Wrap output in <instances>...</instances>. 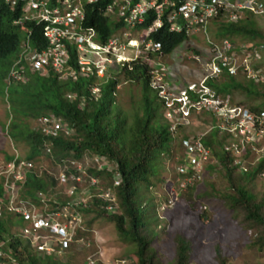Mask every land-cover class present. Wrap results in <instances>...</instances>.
I'll return each mask as SVG.
<instances>
[{
    "label": "trees",
    "instance_id": "trees-1",
    "mask_svg": "<svg viewBox=\"0 0 264 264\" xmlns=\"http://www.w3.org/2000/svg\"><path fill=\"white\" fill-rule=\"evenodd\" d=\"M16 10L0 0V81H5L25 33H32L31 39L34 44L35 41L46 44L40 25L27 23L19 26L14 23L20 17V12ZM222 13L220 11L219 16ZM254 17L252 12L244 11L238 22L224 23L220 32L232 39L244 38L254 46H260L264 41H258V38H262L264 34L258 29ZM89 24L97 26L99 31L105 34H110L112 30L103 15L96 14L94 18L91 16ZM139 28L136 26L134 31ZM154 38L162 42L163 52L170 54L187 39V35L184 32L172 33L162 29ZM131 67L125 66L120 73L115 72L104 81L101 85V96L98 98L93 97L92 93L96 83L94 76L60 79L54 72L31 73L27 83L16 84L19 88L12 90V96L8 94L10 104L14 101L17 108L25 109L24 113H20L22 114L20 117V114L16 116L11 129L16 141L25 140L31 145L27 157L34 160L41 154L40 147L44 139L40 133L31 130L22 119L55 114L73 130L71 135H62L55 140L52 155L57 161L64 157L81 158L90 153L106 157L109 162L115 164L114 170L90 169L84 181L77 182L73 195L60 197L62 201L59 198L50 199L48 205L57 210L58 205L60 207L61 204L67 205L70 201L79 200V204L74 208L84 215L88 225L99 217L110 216L119 234L136 244L135 253L140 264H163L156 259L157 250L152 247L154 238L151 239L148 232L150 216L142 205L144 202L142 196L138 193L142 183L146 186L151 185V178L155 174L156 157L159 154L163 155L167 143L173 141V134L170 124L162 121L163 103H160L157 93L150 86L148 65L140 61L133 63ZM121 77L127 82L132 81L133 84L138 82L143 89L142 102L138 108L134 107L131 113L123 110L118 104L117 92ZM228 81L229 83L216 88L222 93H226L225 87L229 89L233 87L244 89L249 94L264 95L263 92L258 93L254 84L237 81L234 78H229ZM68 94H72L73 97H68ZM23 125L26 126L25 130L22 128ZM204 143L211 149V158L206 164V170L222 168L228 183L225 193L218 192L217 197L227 203L231 214L244 216L243 219L249 226L259 230L254 246L263 250L264 202L257 200L256 195L248 189L247 183L260 176L264 170V159L251 166V170L240 171L234 163L235 156L226 152L224 140H220L216 132L205 137ZM179 144L184 148V139H181ZM94 177L102 181L107 180L106 184H102V190L89 185L90 178ZM3 183L2 176L0 198L3 196ZM17 185H20L21 198L40 205L42 202L37 199L38 193L43 192L48 196L49 190L56 188L58 182L53 175L49 173L39 175L34 170L27 172V180L17 182ZM86 186L87 193L83 190ZM213 189L216 190L215 187ZM106 191L112 193L113 199L106 200L101 196ZM90 192V199L84 202L83 198ZM111 204L116 205L120 212H112L109 215L112 210L108 206ZM4 215L0 217V246L4 252L0 258L1 264H62L54 258L56 253L41 251L37 253L31 248L29 241L23 240L20 233L12 232L13 226L23 220L20 215L15 214L19 221H15L12 214L4 212ZM76 232L79 235L82 231L76 229ZM193 248L194 244L188 238L179 235L172 264H189ZM218 256L220 264H227L220 252Z\"/></svg>",
    "mask_w": 264,
    "mask_h": 264
},
{
    "label": "rangeland",
    "instance_id": "rangeland-1",
    "mask_svg": "<svg viewBox=\"0 0 264 264\" xmlns=\"http://www.w3.org/2000/svg\"><path fill=\"white\" fill-rule=\"evenodd\" d=\"M254 20L260 32L264 34V17L255 15ZM217 24L218 22H213L211 28L208 29L211 39L213 37L220 38L218 31L221 29L219 30ZM199 34L201 31L191 34L187 42L175 47L172 53L163 58L170 66L171 77L174 78V81L178 80L181 85L193 82L198 85L199 80L207 73L202 62L196 57L201 58L197 54H200L201 51L204 53L210 51V46L207 39L201 38L198 36ZM235 39L238 43L247 40L238 37ZM258 41H264V35L262 38H258ZM260 64L264 66V51ZM112 68L116 69L117 67ZM120 80L117 92L118 104L123 110L131 113L134 107L138 108L141 104L143 89L138 82L133 84L132 81L127 82L122 77ZM16 83L9 86L5 81H0V174L6 168L7 158L15 153L25 156L31 150V145L27 141H16L13 138L12 129L10 130L11 125L13 126L15 123L16 116L25 112V109L17 108L14 101L12 104L9 102L8 94L10 93L12 96V90L18 87ZM225 91L229 92V88L225 87ZM233 93L236 103L240 105L251 106L253 103L256 105L263 100L261 96L249 94L243 89H234ZM161 110L162 121L172 122L173 119L168 116V110L162 107ZM11 115L15 119L10 124ZM212 118L213 116L206 111H192L188 125H185L184 129L180 131L172 130L173 141L167 143L163 155L159 154L156 157L155 174L151 178V185L146 186L142 183L139 187L138 195L142 196L144 201L142 205L150 216L148 232L149 237L154 238L152 247L157 250L156 259L163 264H172L176 254V239L179 235H184L194 244L189 264H220L219 252L227 264H264V249L259 250L254 246L259 230L249 226L244 221V216L231 214L227 203L217 197L218 192L225 193V190L228 189L223 169L217 167L213 171H208L205 166L199 169L200 175H197V170L195 173L189 174V177L180 174V167H186L187 163L186 150L179 144L181 139L204 133L205 136L210 135L213 127ZM22 120L27 126H30L31 130L37 128L36 119L25 117ZM22 128L25 130L26 126L23 125ZM218 136L219 139L222 138L221 135L218 134ZM172 145L173 149H171ZM40 150L41 154L35 159L37 173L39 175L48 173L53 176L57 175L59 162L54 156L46 154L43 146L40 147ZM263 150L261 146L254 150L247 162L256 163L264 154ZM84 159H80V162H86L92 166L95 156L91 158V155H86ZM101 162L102 160L98 169L106 167L109 170H114L115 164L112 162L103 165ZM186 168L188 170L189 167ZM90 179L89 185H94L97 190H102V184L107 182L105 179L102 181L95 177ZM247 186L256 195L259 202H264V176H259L254 181L248 182ZM214 187L216 190L213 189ZM83 188L87 193V186ZM67 190H69L67 186L57 185L56 188L49 190L48 196L45 193V195L38 194L37 199L41 200L43 204V207L37 208L39 214L43 211L48 219L53 216L52 212L55 209L48 205L49 200L59 198L62 201L60 197L67 196ZM91 192L83 198L84 202L90 199ZM108 192L111 196L110 191L101 194L106 200L109 196L106 195ZM170 200L173 201L171 206ZM79 202V200L74 201L76 205ZM57 208L55 219H59L65 228L63 236L55 235L50 230L38 231L36 236L40 239L30 243L31 248L37 253L46 252L37 247L42 245L49 254L56 253L54 258L62 264H122L123 261L126 262L123 264H140L135 253L136 244L119 234L110 216L99 217L91 225H88L84 215L73 206L66 207L61 204ZM112 212L119 213L120 210L116 206L109 215ZM48 214L50 215L48 216ZM14 220L19 221L20 219L14 215ZM24 226L25 222L21 220L20 224L13 226L12 232L20 233L23 240L27 242L29 241L27 238L33 236H27L29 233L23 231ZM76 229L82 232L78 235ZM65 241L67 244L64 243Z\"/></svg>",
    "mask_w": 264,
    "mask_h": 264
},
{
    "label": "built area",
    "instance_id": "built-area-1",
    "mask_svg": "<svg viewBox=\"0 0 264 264\" xmlns=\"http://www.w3.org/2000/svg\"><path fill=\"white\" fill-rule=\"evenodd\" d=\"M10 7L19 8L22 11V17L16 23L23 24L25 20L42 24L43 35L46 39L44 47L33 49L30 39L22 42V51L11 71V78L17 81L25 80V67L29 65L33 69L40 70L45 64L56 68L58 73H62V77L68 75L75 76V72L71 71L72 67L68 64L71 58L72 50L80 52V60L78 64L82 67L81 74L89 75L97 71L98 76H104L105 69L113 62V58L121 59L120 53L126 50L127 45L132 43L130 32L126 31L123 35H113L108 42L98 43V31L92 26H86V11L88 7L99 4L100 8L106 13L114 14L115 17H124L127 24L135 25V22H143L144 15L150 11L157 13L156 23H160L163 17L162 11L170 8V14L166 16L168 21L173 24L172 28L177 31L185 29L187 33L192 30L206 31L210 20L219 16L220 11L228 21L237 22L242 17L244 11L252 12L254 15L264 17V1L263 0H4ZM129 39L128 43H125ZM215 45V44H214ZM248 45H242L240 53L234 49L232 43L225 39L219 45L212 48L215 54V60L221 59L224 66L229 65V70L236 74L239 68H243V72L248 78L254 79L264 85V67L254 69L256 62L261 59V52L264 46L255 47L252 51H248ZM246 49V50H245ZM240 58V59H239ZM132 59V58H131ZM213 65L214 75L218 74L220 69L215 66L214 62H210L208 67ZM96 68V69H94ZM164 67L154 71V85L162 86L161 96L166 100L168 116L175 120V125L188 123L191 109L196 111L212 112L214 116V124L212 131L216 130L224 140V149L235 156V165L240 171H249L251 166L256 165L264 159V154L256 163L247 162L250 155L260 146L264 149V109L254 110L243 105H230L228 101L217 97L215 93L205 96V89L198 90V100L190 98L186 91L181 93L180 97L171 98L169 87L162 84ZM194 89L193 86L190 87ZM95 92L98 89H94ZM195 90V89H194ZM175 100L181 102L176 105ZM45 134L56 136L63 129L61 123L52 117H43L40 120ZM173 126L174 130L176 126ZM211 131V132H212ZM205 133L190 137L184 141L186 150V167H180V174L188 175L195 173L200 175V168H204L211 158V149L204 143ZM264 151V150H263ZM108 164V161L102 157L95 156L94 165L99 167ZM63 165V166H62ZM33 167L30 161L19 158L16 155L12 160L6 163L4 173L7 175L6 186L11 191V195L16 197L15 190L17 181L24 182L27 172ZM61 169L57 179L61 183L69 182V190L67 194L73 195L76 189V182L81 181V176L76 175L70 170L76 167L86 173L81 163L75 160H63L60 165ZM65 167V168H64ZM202 171V170H201ZM196 175V176H197ZM264 176V170L260 173ZM199 177V176H198ZM13 178L14 180H10ZM118 181V180H117ZM38 194H43L42 192ZM109 199L113 196L106 193ZM74 201H70L66 207L75 206ZM173 201L170 200V206ZM167 207H169L167 205ZM10 210L22 213L26 220L33 225V239L36 241L38 229L48 227L51 223H55L56 211L52 212L49 219L43 218L44 212L40 214L36 206L24 203L23 201H15L14 198L9 203ZM113 211L116 205L108 206ZM50 214H48L49 216ZM56 224V223H55ZM58 225V224H56ZM26 233L30 229H25ZM65 244L67 241L64 242ZM43 248L42 245L39 246ZM1 254V252H0ZM123 263H126L123 261ZM122 263V264H123Z\"/></svg>",
    "mask_w": 264,
    "mask_h": 264
},
{
    "label": "clouds",
    "instance_id": "clouds-1",
    "mask_svg": "<svg viewBox=\"0 0 264 264\" xmlns=\"http://www.w3.org/2000/svg\"><path fill=\"white\" fill-rule=\"evenodd\" d=\"M10 8L13 9V10L17 9L20 12V17L14 21V23L16 25L23 26V25H25L27 23H35V24H37L36 22H32L30 20H25L26 22H24L23 24L16 23V21H18L19 19L23 18L22 17V11L19 8H12V7H10ZM169 9L170 8H165L162 11V13L164 15L160 19V21H161L160 23L159 22L156 23L157 13L155 11H153V12L150 11L147 14L144 15L145 20L143 22H138L137 21V22H135V25L131 26V24H127L125 22L124 17H118V19H117L114 14L106 13V11L104 10V7H103V9L100 8L99 4H95L92 7H88V9L86 11L87 20L85 21V25L86 26H92V27L97 29L98 38H96V41L98 43H105L106 41L108 42V40L115 34L116 35H119V34L123 35V33L126 32V31H129L130 34H131L130 39H131L132 43L127 45V48H126V50H124V52L120 53L121 59H118L117 57L113 58V62L110 63V65L105 69L104 76H98L97 71H94L93 73H91L89 75L81 74L82 67H81V65L78 64V60L81 59L80 58V56H81L80 52H79V50L78 51L72 50V52L70 54L71 58H70V61H69L68 64H70L69 66L72 67L71 71L75 72V76L68 75L66 77H62V73L61 72L58 73L56 68H53L51 65L45 64L40 70L33 69L29 65H26V67H25V76H26L25 80L17 81V80L12 79L11 76H10L11 75V71L14 68V65H15L18 57H19V54L22 51V42L24 40H27V38H29L33 49L40 48V46H42V47L45 46V44H42V43H40L38 41L37 42L35 41L36 44H34L32 39H31L32 33H25L24 36H23V39L20 42L19 49L17 50V53L15 54L13 63L11 65V67H10V70H9V73H8L6 79H5V82L9 86L13 85L15 82H17L16 84H18V83H27L30 80V74L31 73L48 74L50 72H54L55 74L59 75L60 79H65L67 77H72V78L76 79L79 76H83V77H90V76L93 77L94 76L95 79H96V83L93 86L92 93H93V97L98 98V97L101 96V85H103L104 81L108 80L109 77L113 76V74H115V72L119 73L125 66H128L129 68H132L131 66H133V63H135V62L139 63L141 61V62H144V63H146L148 65V67L150 69V72H149L150 73V86L157 93L158 99L161 100L160 102L163 103V109H167L168 111L170 109L167 108L166 100L160 94V91L162 90V86H155L154 85V78H153L154 77V71L156 69H160L161 67L165 68V70L162 71V75H163L162 76L163 77L162 84H163L164 87L166 85L170 86L168 92H169V94L171 93V98L172 99L180 97L181 93L183 91H186L191 99L194 98V99L198 100V98H199L198 90H204V86H205L206 87L205 96H209L210 94L215 93V95L217 97H220L224 101H228V103L230 105H232V106L235 105V104L236 105H240V104L236 103V99L234 98L233 91H234L235 88L230 87L229 92H226V93H222L221 91H219L216 88V86H222L225 83H229V81H228L229 78H234L237 81H243L245 83L254 84L256 86V89L258 90V93L259 92L260 93L261 92L264 93V85L262 83H260V82H256L252 78H248L246 76V74L243 72V70H242L243 68L242 67L239 68V70H238V72L236 74H233L229 70V65L228 66H224L221 59L215 60V54L216 53H214L212 51V48L214 46H216V45L221 44L223 42V40H225V39L229 40L232 43V45L234 46V49H237V51L239 53L241 51L242 45H248L249 46L248 49H247L248 51H252L255 47H258V46H254L253 43H251L250 41H247V40L238 43L237 40L235 41V39H232L229 36L223 35L224 33H221L220 31H218L220 33V38L213 37L214 40L211 39L209 37V34H208V29L211 28V25H212L213 22H218L217 25L219 27V30L222 28L224 23H228V24L229 23H235V22L228 21L226 18H224L223 15H221L219 17L216 16V17L212 18L210 20L208 26H207L206 31H201V34L198 35V36H201V38H206L207 42H208V44L210 46V51L205 52V53L203 51H201L200 54L197 53L201 58L196 57L197 60L202 62V65L206 68V72L207 73L202 76V78L199 80L198 85L195 82L181 85L178 82V80L174 81V78H172L171 74H170V66H168V63L165 62V60H163V58H165V56L168 55V54H165L163 52V50H162L163 49L162 42L157 41L154 38V35L155 34L157 35V33H159L160 30H162V29L163 30H167V31L172 32V33H183L184 32L187 35V39L184 42H187L189 37L191 36V34L197 32L198 30L197 31L196 30H192L189 33H187L185 31V29H183L182 31H177V30L173 29L172 28L173 24L170 23L168 21V19L166 18V16L170 14ZM95 13L98 14V15H103L106 18L107 23L112 27V30H111L110 34H105L104 32L99 31V28L97 26H93V25L89 24V19L91 18V16H92V18H94L95 15H96ZM95 22H97V21L95 20ZM37 25H40L42 27V24H37ZM136 26H139L140 28H139V30H135L134 31V28ZM23 29H24V27H23ZM29 31L30 30H28V32ZM42 33H43V27H42ZM128 41H129V39H126L125 43H128ZM262 45L264 46V44H262ZM263 51H264V49H263ZM263 51L261 52V59L256 62V65L254 67L255 70L258 67H264V66H262L260 64V62H261V60L263 58ZM210 62H214L215 66H217L220 69V71H218V74L214 75L215 73H213V65H211V67H208V64ZM114 66H116L117 68L113 69L112 67H114ZM94 69H96V68H94ZM191 86H193V88L195 90L191 89L190 88ZM94 89H98V91L95 92ZM259 96H261L263 98V100L258 102L256 105L253 103L251 106H247V107H249L251 109H254V110H257V109L263 110L264 109V95L261 94ZM68 97H73V95L72 94H68ZM175 103H176V105H181V102H178L176 100H175ZM243 106H246V105H243ZM192 111H196V110L195 109H191V112ZM201 112H205V111H201ZM206 112L210 113L213 116L212 112H208V111H206ZM11 117H12V121H13L14 118H13L12 115H11ZM43 117H52V118L54 117V118H56L61 123V125L63 126V129L60 130L56 136L45 134L44 131H43L41 122H40L41 118H43ZM35 119L37 120V128L33 129V130H35L36 132H38V133H40L42 135V137L44 139L43 143H42V146H43V149H44L46 154H50V155L53 154V148L55 146V140L57 138H59L62 135L68 136V135H71L73 133V130L70 128V126L67 125L63 121V119L61 117H58L55 114L41 115V116H38ZM212 119H213V124H214V116H213ZM168 120H169V118H168ZM12 121L10 122V124L12 123ZM172 122L170 121V123L169 122L168 123L170 124V130L173 133L172 127L175 125L176 121L173 120ZM185 125H188V123L175 125L176 128L174 130H177V129L179 131L183 130ZM10 130H11V127H10ZM213 132H216L217 135H218V132L216 130L212 131V133ZM205 137H207V136H205ZM188 138H190V137H183L182 139H184V141H185ZM220 139H222V138H220ZM184 148H185V144H184ZM28 153L25 156H21L19 153H15V154H13L11 156L10 160H12L16 155H18L19 158H22L24 160L30 161L33 164V167L29 171L32 172V171L35 170V159L34 160L29 159L27 157ZM86 155H91V158L93 156L102 157L100 155L90 154V153L85 154L81 158H74V157L66 158V157H64L66 159L62 158L60 161H58L59 162L58 163L59 171L61 169L60 165L63 163V160H75L79 164V163H81L80 159H84V157ZM102 158L106 159L109 162V160L106 157H102ZM10 160H8V161H10ZM81 164H82L84 170L86 169V173H84L82 170H79L77 167L75 169H73V170H70L71 172L75 173L76 175H80L81 178H82L81 181H84V177L89 174V170L90 169H95V168L98 169V166H96L94 164L92 166H90V164H88L86 162L85 163H81ZM103 168H106V167H103ZM2 176L4 177V183H3L4 191H3L2 198H0V217L4 215V212H6L8 215H10V214H12V215H15V214L20 215L23 218L24 222H25V226H24L23 231H25V229L29 228L30 232H28L29 234L27 236L28 237L34 236V231L32 230V227H33L32 223L30 221L26 220L22 213L10 210L9 203L12 200V198H14L15 201H23L24 203L34 205L37 208L43 207L42 206L43 204L41 203L39 205V204H37L35 202H32V201L26 200L24 198H21L20 193H19L20 192V185H17V188L15 190L16 197H13L11 195L10 189H7V186H6L7 175L3 172V173L0 174V177H2ZM57 176H58V174L57 175L54 174V177L57 180L58 185L67 186V188L70 187L69 186V182L63 184L57 179ZM10 180H14V179L11 178ZM26 180H27V174H26V178H25L24 182ZM17 182L19 183L20 181H17ZM76 184H77V182L75 183V185ZM53 211H55V210H53ZM43 218H45V216ZM28 223L30 224L29 227H28ZM55 223L58 224V225H56ZM55 223L53 222L48 227H44V228L38 229V231L40 232L42 230H50L53 234L62 237L63 236V232L65 231L64 230L65 228H63V226L61 225L59 219H56ZM66 227H68V226H66ZM27 239L29 240L30 243L34 240L33 237L32 238H27ZM39 239H36V241L39 240ZM43 245H45V244H43ZM37 247L39 248V245ZM40 250L46 251L47 253H49L48 250H46L44 248H42ZM0 252H1L0 258H1L4 255V252L1 249V246H0Z\"/></svg>",
    "mask_w": 264,
    "mask_h": 264
}]
</instances>
